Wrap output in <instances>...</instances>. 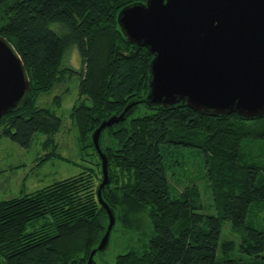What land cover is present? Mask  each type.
<instances>
[{
    "label": "trees",
    "instance_id": "trees-1",
    "mask_svg": "<svg viewBox=\"0 0 264 264\" xmlns=\"http://www.w3.org/2000/svg\"><path fill=\"white\" fill-rule=\"evenodd\" d=\"M140 1L146 0H0V35L20 56L30 81L25 103L0 118V133L23 147L39 133L55 146L61 119L36 98L72 73L80 81L70 116L84 147H92L90 135L103 119L144 98L151 56L126 40L116 19L122 7ZM72 46L80 53L78 71L60 65ZM101 139L110 171L102 196L115 224L133 229L140 213L150 224L140 247L119 253L114 264H264V163L247 143L264 140V115L247 119L236 112L198 113L185 104L165 109L137 102L124 120L105 127ZM171 145L199 150L217 214L196 211L195 184L172 194L174 166L163 158ZM54 154H41L37 166ZM94 165L0 200V264H86L107 227L96 193L99 158ZM226 220L245 258L227 257L237 242L220 240Z\"/></svg>",
    "mask_w": 264,
    "mask_h": 264
},
{
    "label": "water",
    "instance_id": "water-1",
    "mask_svg": "<svg viewBox=\"0 0 264 264\" xmlns=\"http://www.w3.org/2000/svg\"><path fill=\"white\" fill-rule=\"evenodd\" d=\"M117 24L126 40L144 46L151 56L148 86L137 102L196 112L253 119L264 115V0H146L122 7ZM30 81L20 56L0 35V118L25 103ZM103 119L90 135L100 161L98 202L107 227L86 264L105 250L116 222L102 190L110 183L105 127L124 120L134 104Z\"/></svg>",
    "mask_w": 264,
    "mask_h": 264
},
{
    "label": "rangeland",
    "instance_id": "rangeland-1",
    "mask_svg": "<svg viewBox=\"0 0 264 264\" xmlns=\"http://www.w3.org/2000/svg\"><path fill=\"white\" fill-rule=\"evenodd\" d=\"M56 26V23L51 25L53 29ZM80 60L78 48L72 46L64 53L60 65L62 68L78 71L81 67ZM64 76L65 78L59 81L52 90L43 92L36 98L38 106L52 109L61 119L59 131L53 135L55 146L51 141L44 142L45 136L39 133L32 138L28 147H23L0 133V200H8V198L30 193L54 181L71 177L89 167H95L97 153L96 155L93 153L94 149L91 146L84 147V142L79 139L77 125L70 116L71 106L78 98L80 76L77 73ZM56 98H59L58 102ZM103 139V143L106 144L107 137L104 136ZM242 143L244 145L245 140ZM247 143L261 155L258 162L263 164L264 140ZM49 151L55 154L37 166V158ZM200 155L199 150L191 146L175 148L171 145L163 151L165 165L174 166L169 170L171 171L169 182L172 194L181 192L185 186L195 184L200 195V208L196 211L215 215L217 209L211 196V189L208 187L205 177L206 168L203 167V159ZM134 224L133 229L129 230L122 227L120 223L114 224L115 228L110 234L107 248L98 251L93 256L94 263L114 264L116 255L119 253H124L131 247H140V238H143L141 232H148L150 224L143 213L137 215ZM220 231V240L232 239L237 242L235 249L231 250L227 257L245 258V255L237 249L239 241L237 235L231 230L229 221L223 222ZM261 254L264 255V250Z\"/></svg>",
    "mask_w": 264,
    "mask_h": 264
}]
</instances>
